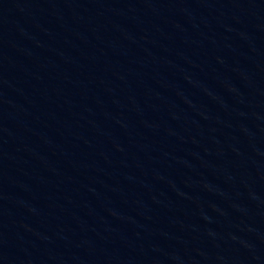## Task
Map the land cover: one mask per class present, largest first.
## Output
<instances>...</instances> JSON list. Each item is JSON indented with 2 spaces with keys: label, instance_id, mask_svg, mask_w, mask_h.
Instances as JSON below:
<instances>
[{
  "label": "water",
  "instance_id": "1",
  "mask_svg": "<svg viewBox=\"0 0 264 264\" xmlns=\"http://www.w3.org/2000/svg\"><path fill=\"white\" fill-rule=\"evenodd\" d=\"M0 264H264V0H0Z\"/></svg>",
  "mask_w": 264,
  "mask_h": 264
}]
</instances>
